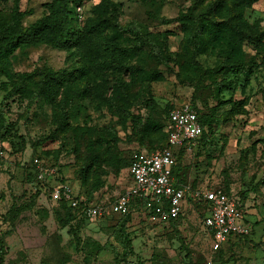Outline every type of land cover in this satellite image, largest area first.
I'll return each mask as SVG.
<instances>
[{
  "label": "rangeland",
  "instance_id": "rangeland-1",
  "mask_svg": "<svg viewBox=\"0 0 264 264\" xmlns=\"http://www.w3.org/2000/svg\"><path fill=\"white\" fill-rule=\"evenodd\" d=\"M53 2L0 0V24L19 15L27 30L51 15ZM190 10L242 31L238 52L226 41L194 62L179 18ZM72 18L70 34L92 38L100 61L110 62L112 42L137 56L123 62L131 73L92 76L82 46L32 42L14 51L9 76L0 77L4 264H264V0L242 8L236 0H86ZM49 71L67 79L45 98ZM152 73L160 80L149 82ZM185 104L215 123L184 148L178 174L197 192L226 189L239 199L247 240L231 237L214 252L195 205L186 204L175 224L138 207L125 226L130 255L119 242L121 220L78 227L55 205L52 188L69 184L76 197L111 207L132 185L131 154L166 143L163 131L134 130L132 115L163 127L167 113ZM35 160L48 171V186L38 181Z\"/></svg>",
  "mask_w": 264,
  "mask_h": 264
},
{
  "label": "trees",
  "instance_id": "trees-1",
  "mask_svg": "<svg viewBox=\"0 0 264 264\" xmlns=\"http://www.w3.org/2000/svg\"><path fill=\"white\" fill-rule=\"evenodd\" d=\"M86 0H54L51 8V15L46 17L43 21L37 23L36 25H33L32 27L28 28L27 30H22L19 25L20 16L14 15L12 20L7 23L0 24V77L9 76L8 67H9V60L11 56L14 54V51L21 48L22 46H26L31 44L32 42L37 44H46L52 47H65V48H72L76 46H82V48L86 51V58L88 60L89 66H90V73L92 72V76H96L97 74L95 72H106L110 70H118V69H124L126 72L131 73L132 71L129 69H126V67H123V62L127 61V58L130 57H136L135 54H128L124 50H120L118 45H115V42H112L109 47L108 56L110 57V62L106 63L103 61H100L101 58V52L99 51L94 44H92L93 39L88 37H83L84 41L82 42L78 35L75 33L73 35L70 34V30L66 27L67 22L69 19H73L72 17L75 14L76 7L83 4V2ZM258 0H236V4L238 8L250 6L253 3L257 2ZM75 8V9H74ZM180 21L182 22L184 31L189 34L187 43L193 50V56L192 59L195 62V60L207 52V50L212 47H219V44H222L223 42H226L230 44V47L234 50L235 53L238 52V50L241 48L240 40L244 38V34L242 31H239L238 29L233 27H226L222 23H215L208 20L207 16H196L193 11H188L187 13H181L180 14ZM91 33V32H88ZM237 40L239 43H237ZM139 51V49H138ZM160 57V56H158ZM161 58V57H160ZM197 67L201 70H203V67L197 63ZM206 73H213V70H207ZM148 76L149 82H156L160 80V75L156 73L152 74H146ZM67 78L64 77L63 74L60 73H54L52 71H49L46 76V83L44 84V92L48 93L49 95H41L45 98L50 96H57L60 87L64 84L65 80ZM18 91H22L19 87H15L12 92L17 93ZM117 92V91H116ZM84 96V95H81ZM194 110L196 111L199 121L203 127V135L202 137L197 141H203L205 139L208 130L211 129L213 124L215 123V120L210 115H200L197 109H195L194 105H192ZM175 108V107H174ZM172 108V109H174ZM171 109V110H172ZM170 110V111H171ZM167 113V118L164 122L163 127H158L155 123H152L150 121H145V119L141 116H133L132 115V121L134 125V130L136 129H143L148 130V128H153L154 130H159V132L163 131V136L165 138V146L162 149H155V150H147L145 152L152 154L157 151L166 150L168 148V138H169V132L167 130L168 124H169V113ZM131 116V115H130ZM184 151V148L177 149L174 152V158L176 160V167L173 170V178H174V184L175 186H186L183 176H179L178 169L181 166L180 163V156L181 153ZM136 152H142V151H135L131 154L130 160L128 162V169L130 170L132 165V157L134 153ZM84 174L87 175L90 173L89 169L86 171H82ZM129 176H130V172ZM37 176V174H36ZM131 179V176H130ZM46 184L47 183H41ZM190 189L194 192H196V189L193 185L190 186ZM218 190V189H214ZM226 194L232 195L231 192H229L226 189H221ZM51 196V195H50ZM242 200V199H241ZM77 201L79 202L78 208L74 209L72 208L69 203L66 201H61L58 203H55L59 209H62L66 211L70 218L75 220L77 223V226L81 227L89 223L87 219L86 209L91 206H101L100 204H96L95 202H91L90 200H82L77 197ZM196 202V203H195ZM146 204L147 200L144 198H135L134 201H132L130 206V211L126 215H114L110 214L107 218L108 221H114L115 219L121 220V222L124 224L122 228L119 230L121 232V236L119 238V242L122 246L125 247V249L130 248V255L133 254L131 241L129 240V236L126 233V224L127 219L131 217V210L138 208L144 209L146 211ZM186 204H192L195 205V208L200 211V216L203 220L206 217L208 204L205 201H194L191 199H187ZM185 204V206H186ZM103 206V205H102ZM106 207H109L105 205ZM185 216V207L182 215L175 220H171L170 222L172 224H175L177 222H180L183 217ZM209 233V238L211 239L212 243V237L211 233ZM237 241H245L248 239L247 236L244 237H234ZM223 248H221L218 252H222ZM6 256L5 248L3 241H0V264H4V258ZM124 260H127V257H125ZM138 264H143L142 261H139Z\"/></svg>",
  "mask_w": 264,
  "mask_h": 264
},
{
  "label": "built area",
  "instance_id": "built-area-1",
  "mask_svg": "<svg viewBox=\"0 0 264 264\" xmlns=\"http://www.w3.org/2000/svg\"><path fill=\"white\" fill-rule=\"evenodd\" d=\"M168 148L149 154L136 152L132 157L129 170L132 186L111 206H91L86 214L89 222L103 220L110 214L126 215L135 198L147 200L146 211L167 221L178 219L187 199L205 201L208 204L204 220L205 229L211 233L212 249L219 251L231 237H244L250 233L245 221L240 200L223 190L194 192L187 186H175L173 170L176 160L172 149H180L196 143L203 135V127L191 104L176 106L169 113ZM37 179L48 183V171L39 160H35ZM51 199L54 203L66 201L76 209L79 202L69 184L52 188Z\"/></svg>",
  "mask_w": 264,
  "mask_h": 264
},
{
  "label": "crops",
  "instance_id": "crops-1",
  "mask_svg": "<svg viewBox=\"0 0 264 264\" xmlns=\"http://www.w3.org/2000/svg\"><path fill=\"white\" fill-rule=\"evenodd\" d=\"M132 186V185H131Z\"/></svg>",
  "mask_w": 264,
  "mask_h": 264
}]
</instances>
